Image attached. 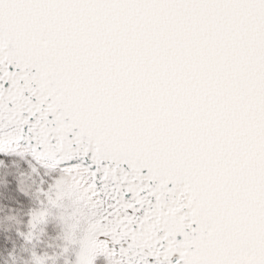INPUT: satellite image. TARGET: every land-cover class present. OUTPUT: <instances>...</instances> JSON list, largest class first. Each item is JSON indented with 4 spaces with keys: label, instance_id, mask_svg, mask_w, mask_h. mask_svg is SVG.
<instances>
[{
    "label": "snow or ice",
    "instance_id": "1",
    "mask_svg": "<svg viewBox=\"0 0 264 264\" xmlns=\"http://www.w3.org/2000/svg\"><path fill=\"white\" fill-rule=\"evenodd\" d=\"M0 264H264V0H0Z\"/></svg>",
    "mask_w": 264,
    "mask_h": 264
}]
</instances>
